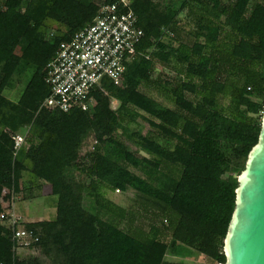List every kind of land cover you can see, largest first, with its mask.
I'll use <instances>...</instances> for the list:
<instances>
[{
    "label": "trees",
    "instance_id": "obj_1",
    "mask_svg": "<svg viewBox=\"0 0 264 264\" xmlns=\"http://www.w3.org/2000/svg\"><path fill=\"white\" fill-rule=\"evenodd\" d=\"M98 1L0 0V199L19 193L23 173L56 197L54 219L21 226L44 260L17 259L0 224V264H188L193 253L224 264L236 179L264 110V0H133L149 57L126 65L120 87L103 79L88 111L40 108L47 64L93 21ZM16 75L26 81L12 101L4 92ZM144 123L145 133L129 129ZM26 130L15 149L12 136ZM89 137L96 144L78 181ZM116 191H133L136 211L106 197Z\"/></svg>",
    "mask_w": 264,
    "mask_h": 264
},
{
    "label": "built area",
    "instance_id": "obj_2",
    "mask_svg": "<svg viewBox=\"0 0 264 264\" xmlns=\"http://www.w3.org/2000/svg\"><path fill=\"white\" fill-rule=\"evenodd\" d=\"M132 1L116 0L101 4L89 25L70 41L59 44L55 56L46 66L44 81L49 95L40 108L63 113L73 109L88 111L94 104L92 92L96 88L103 91V79L120 87L124 84L126 65L137 56L149 57L138 49L143 32L138 27ZM12 139L14 148L18 149L25 137L13 135ZM95 144L96 141L92 150ZM21 222L12 208L0 212V224L11 231L14 252L36 249L38 238L24 230Z\"/></svg>",
    "mask_w": 264,
    "mask_h": 264
},
{
    "label": "rangeland",
    "instance_id": "obj_3",
    "mask_svg": "<svg viewBox=\"0 0 264 264\" xmlns=\"http://www.w3.org/2000/svg\"><path fill=\"white\" fill-rule=\"evenodd\" d=\"M102 1V0H99ZM98 1V2H99ZM153 2L163 3L167 0H152ZM95 2L91 5V9L97 10L100 6V3ZM156 69L160 73H164L166 77L170 73H175L176 71L172 67H163L162 65H157ZM26 81V77L23 75L15 76L12 80V84L9 90L4 92V95L12 100H17L24 84ZM140 91L146 93L147 95L155 98L158 102L165 106H169L166 102L162 99L158 98L155 93L140 88ZM187 97L191 99V96ZM118 106V102L114 99L110 102L111 109H116ZM129 129L131 131H140L141 133H145L148 130V125L144 123L143 125H130ZM28 134L27 130L21 134L16 133V135H23L26 137ZM15 135V134H14ZM118 135H121V131H118ZM121 140L131 149L133 150V146L127 135H123L120 137ZM93 138L89 137L83 144L82 148L79 151V158L76 162V168L73 171L76 180H81L83 177L82 167L85 166L86 162L84 160V156L92 151L93 146ZM106 197L112 201L113 203L120 205L126 209H131L136 211V203H135V194L133 191H128L126 193L121 192H106ZM0 212L6 211V209H13L15 214L19 216L22 220L20 226H23L25 223L28 222H36V221H49L54 219L55 217V208H56V197L51 194L50 188L45 183H42L39 180L31 179L26 173L22 175V185L19 193H13L8 190H4L0 199ZM140 216V215H139ZM137 224L142 223L144 226L150 222L148 218L143 219V217L137 218ZM123 228V226H121ZM168 239V237H166ZM17 259L19 260H26L30 258H39L43 259L41 253L36 249L34 250H19L15 252ZM172 259V258H171ZM175 261L178 259L173 258ZM46 261V260H45ZM185 263L188 264H213L208 259L204 258L202 255L193 253L190 259L183 260Z\"/></svg>",
    "mask_w": 264,
    "mask_h": 264
},
{
    "label": "water",
    "instance_id": "obj_4",
    "mask_svg": "<svg viewBox=\"0 0 264 264\" xmlns=\"http://www.w3.org/2000/svg\"><path fill=\"white\" fill-rule=\"evenodd\" d=\"M236 181L222 245L224 264H264V110L257 142Z\"/></svg>",
    "mask_w": 264,
    "mask_h": 264
},
{
    "label": "crops",
    "instance_id": "obj_5",
    "mask_svg": "<svg viewBox=\"0 0 264 264\" xmlns=\"http://www.w3.org/2000/svg\"><path fill=\"white\" fill-rule=\"evenodd\" d=\"M157 65H160V64H156V66H157ZM125 84H126V83H125ZM188 96H190V95H188ZM150 97H151V96H150ZM152 98H153V97H152ZM153 99H155V98H153ZM155 100H156V99H155ZM130 142H131V141H130ZM131 144H132V142H131ZM132 146H133V144H132ZM133 148H134V146H133ZM163 240H164V241L167 240V239H166V236H163Z\"/></svg>",
    "mask_w": 264,
    "mask_h": 264
}]
</instances>
